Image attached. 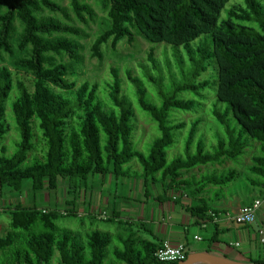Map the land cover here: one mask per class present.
Here are the masks:
<instances>
[{"label": "trees", "instance_id": "trees-1", "mask_svg": "<svg viewBox=\"0 0 264 264\" xmlns=\"http://www.w3.org/2000/svg\"><path fill=\"white\" fill-rule=\"evenodd\" d=\"M96 1L107 11L111 21V29L99 36L93 45V55L100 61L103 60L102 48L110 41L117 48L126 38L134 42L136 35L153 45L149 62L157 70L159 65L154 45L160 43L178 48L175 55L181 56V67L186 63L180 48L186 50L191 76H198V71L199 75L206 72L199 63L201 60H216L217 98L229 108L226 114L216 109L212 116L227 129L228 138H221L212 153L207 152L204 142L198 141L197 154H190L201 124V120H197L189 132L187 158L169 163L167 149L173 143L172 132L186 126L184 123L170 126L171 111L193 112L200 104L195 100L173 97L161 106L153 105L146 100L147 91L143 83L134 79L132 71L128 70L129 80L137 89L139 106L158 124L162 133L149 155L137 151L132 142L135 110L129 99L122 95L118 71H114L113 83L108 84V95L113 105L109 108L100 97L97 84L85 82L78 86L76 76L77 67L82 63L81 45L66 36L80 35V31L71 24L44 15L48 10L60 13L72 22L69 9L55 0H0V61L4 53L14 55L13 38L16 21L19 20L24 26L19 48L30 45L32 53L16 63L35 77L34 89L30 91L23 82L15 86L11 71L0 67V147L5 148L3 144L10 131L6 105L13 92L12 115L21 132L18 151L10 157L0 156V195L7 190L23 193L25 182L30 181L35 193L56 191L63 182L68 186V193L77 196L90 175L109 174L120 178L124 168L137 161L143 169L141 177L147 186L151 181L162 185L167 194L174 192L187 197L191 205L186 210L198 224L214 223V216L224 212L214 208L217 200L204 198L207 189L211 186L226 188L238 180L240 173L232 168L220 174L193 178L189 182H180L178 178L183 172L225 159L239 163L254 143H258L261 154L254 157L255 165L250 168L252 176L248 175L247 179L261 191L255 200L250 199L243 206H251L264 198V6L260 0H244L243 4L234 5L223 19L222 12L230 0ZM70 5L80 19L84 20L85 15L94 19V10L81 0H71ZM55 34L66 36L52 38ZM207 35H211L213 48H193L195 40ZM50 54L59 57L66 54L70 62L59 63ZM186 76L184 73L183 77ZM195 78H186L183 83L174 85L175 94L192 93L203 99L201 92L209 88V82L197 83ZM231 112L240 131L232 129L229 124ZM35 119L43 134L46 150L48 145L49 148L47 155L45 150L43 161L37 160L38 163L29 165ZM73 123L80 124L79 128ZM103 135L106 137L104 146ZM9 214L10 231L7 237H0V252H11L9 255L13 262L52 264L57 254L60 264H107L110 259L109 248L114 243L110 233L95 231L89 236L88 244L71 232L57 235L56 220L63 216H77L75 211H42L19 204L11 208ZM107 221L113 222L112 219ZM40 226L44 232L35 235L36 227ZM214 228L207 253H212V246L219 243L220 230L216 225ZM123 244V249L113 252L114 259L120 264H179L159 262L155 257L160 248L158 244L141 243L134 233ZM250 263L264 264V261Z\"/></svg>", "mask_w": 264, "mask_h": 264}, {"label": "rangeland", "instance_id": "rangeland-1", "mask_svg": "<svg viewBox=\"0 0 264 264\" xmlns=\"http://www.w3.org/2000/svg\"><path fill=\"white\" fill-rule=\"evenodd\" d=\"M55 1L59 5L69 9L73 21L69 22L60 13H52L48 10L45 11L44 15L57 18L63 23L71 24L80 31V35L66 36L64 34H55L52 36V38L66 36L81 45L80 55L82 63L77 67L76 76L78 86L85 82L97 84L101 92L100 97L106 102L109 108L113 107L108 95V84L113 83L115 79L114 71H118L117 74L122 80V95L129 99L135 110L136 117L132 119L134 129L132 142L137 151L146 156L149 155L155 142L161 138L162 133L158 124L139 106L136 96L137 89L129 80L127 74L128 70L132 71L134 79H139L143 83L147 91L146 100L153 105L161 106L165 100L173 97L177 99L195 100L200 104L193 112H183L178 109H173L171 111L169 119L170 126L181 123L186 124V126L184 129L172 132L173 143L171 147L167 149V160L169 163L179 158H187L186 148L189 132L192 125L197 120H201V124L197 135V142L193 145L190 154H197L198 141L204 142L207 152L212 153L221 138H228L227 129L221 126L212 116L213 111L216 109L226 114L229 108L228 104L220 103L217 98L218 64L215 59L201 60L199 63L206 68V72L203 75H199L198 71V76H191L188 68L189 58L187 57L186 50L180 48L182 49L186 63L184 67H181L179 63L181 56L177 57V55H175L178 48L166 43H160L154 45L159 65V70H157L149 62V52L153 45L143 37L136 35L134 42H129L126 38L117 48H114L112 41H110L109 44L102 48L103 60L100 61L93 55V45L99 36L111 29V21L108 18L107 11H105L96 0H81L83 4L89 5L95 12L94 19L85 15L84 20H82L72 11L70 5L71 0ZM260 2L264 6V0H260ZM243 3L244 0H230L222 12V19L227 17V11L231 7ZM23 30V24L21 21L17 20L16 32L13 38L14 55L4 53L3 59L0 61V67L8 68L11 71L15 86H17L19 82H23L30 91H33L35 77L28 69L19 67L16 63L19 62L20 59L30 57L32 53V46L30 45L26 46L24 49L19 48L18 42ZM192 46L195 49L202 47L205 48V50L213 48L211 35L200 37L192 43ZM50 55L57 58L59 63L66 64L70 62L66 54L62 57L54 54ZM184 73L185 75L187 74V79L183 77ZM150 76L155 78L156 81H153ZM193 78L197 79V83L205 80L209 82V88L201 92L204 96L203 99L192 93L175 94L174 85L183 83L185 79L192 80ZM14 97L15 92L11 94L6 105V121L10 127V131L3 144L5 148L2 149V146L0 147V156H13L18 151V144L21 141L20 128L12 115L11 104ZM228 121L232 129L240 131V127L237 124L233 112L228 116ZM73 124L76 128L80 126V124L78 125L77 123ZM33 128V150L29 154V165L38 163L37 160L43 161L49 148L48 145L46 150V144L43 140L44 137L36 119L34 120ZM105 139L106 137L103 135V146L106 144ZM260 146V144L254 143V146L241 157L239 163L225 159L219 163L200 166L195 170L183 172L178 178V181L189 182L193 178L200 179L204 175L214 173L220 174L234 168L240 173L238 180L234 184L223 189L212 186L209 187L204 198L207 200H217V203H223L221 206L224 208L238 209L244 205V202L250 199L255 200L260 194L261 189L257 186H253L247 179L248 175L252 176L250 168L255 165L253 160L254 157L261 154ZM122 174L120 178H115L109 174L105 176L90 175L88 180L83 183L82 191L79 190L77 192V196L74 193L70 194L71 196L69 199L71 201H73L75 197L77 198L78 204H76L75 210L71 209L69 207L70 205H68L69 202L66 201L69 196V189L66 184H61L60 188L56 191L35 193L32 190L30 181L25 182L23 193L11 192L10 190L3 192V195H0V208L5 206V202L8 204L6 207H8L15 201L13 207H16L18 205L17 203H22L21 206L23 207L36 206L42 211H49L54 210V204H57L58 210L60 211H65L66 209L74 210L76 214H78L77 216H63L56 220L57 235H61L65 231L71 232L81 242L88 244L89 236L93 232L100 231L103 233H110L113 235L114 243L109 248V260H115L113 252L116 249L124 248V240L130 237L132 229L137 230L142 227L138 222V218H133L131 210H139L140 213H143L144 209H146L147 213H152L157 210L159 205L158 201L155 200L156 193L162 190L164 191V188L160 184H154L151 181L148 186L145 184L141 177L143 169L137 161L126 166ZM159 177L160 175L158 178ZM253 177L256 176L253 175ZM216 196L218 197L216 198ZM63 202H65V204ZM168 204L172 207L175 206L172 202ZM114 212L120 214L121 220L116 219L113 222L106 221V219L113 217ZM2 218L8 225L10 224L11 221L5 215ZM100 219H104V221ZM119 221L121 223H119ZM146 227H148V225ZM189 229L191 248L197 250L198 248L207 247L209 245V239L215 228L214 226H210L208 230L199 231L197 227L192 226ZM9 230L7 233H0V237H7ZM42 232L44 231L42 226H40L36 227L34 234L40 235ZM198 232L202 239H204V242L193 241L192 236ZM57 257L53 260L54 262L57 261Z\"/></svg>", "mask_w": 264, "mask_h": 264}, {"label": "crops", "instance_id": "crops-1", "mask_svg": "<svg viewBox=\"0 0 264 264\" xmlns=\"http://www.w3.org/2000/svg\"><path fill=\"white\" fill-rule=\"evenodd\" d=\"M61 184H63V182ZM156 194L155 200L159 203L157 210L150 214L147 213L146 209H144L143 213H140L139 210H131L133 218H138V222L142 226L137 230L132 229L131 231V234L134 233L139 242L158 244V247L160 248L166 243L171 246L184 245L188 249V255L194 253H204L207 252V249L210 247V240L215 232V229L209 239V245L207 247L193 250L189 240V228L195 226L199 231H202L208 230L210 226L216 225L220 230V236L217 239L219 243H215L211 248L214 255L243 263H250L255 260L264 261V244L262 243L260 236V230L264 226V214L262 212L259 213L257 221L254 224L249 226H240L229 218V216H233L237 208H224L221 206L223 203L216 202L213 204L214 208L223 211L224 213H221L219 216H214V223L208 222L198 224L186 210V208L191 205V201L187 197L177 196L172 192L167 194L163 190L157 192ZM70 196L71 195L69 194L66 201L69 202V207L74 209L78 203L77 200L75 201V198L71 201L69 199ZM45 199L48 200L47 198ZM169 202L174 203L175 206L172 207L168 204ZM12 203L15 204V201ZM63 203L65 204V202ZM13 204L6 207L8 204L5 202V206L0 208V233H7L10 228V224L8 225L2 217L5 215L11 221L9 210L14 208ZM17 204L22 205V203ZM57 206V204H54V210L60 211ZM66 211L72 210L66 209L65 211L60 212L63 213ZM108 219H112L113 221L116 219L121 220V216L120 214L114 212L113 217ZM108 219H106V221ZM100 220L104 221V219ZM119 223L121 222L119 221ZM204 224H206V227H203ZM147 225L148 227H146ZM196 238H200V240ZM192 239L194 242H204V239H202L199 232L194 234ZM237 243H239L240 246H236ZM9 253L11 254L9 251L0 252V264H23L13 262ZM56 257L57 261H53L52 264H60L59 255H56ZM107 264L120 263L112 259L111 261L109 260Z\"/></svg>", "mask_w": 264, "mask_h": 264}, {"label": "built area", "instance_id": "built-area-1", "mask_svg": "<svg viewBox=\"0 0 264 264\" xmlns=\"http://www.w3.org/2000/svg\"><path fill=\"white\" fill-rule=\"evenodd\" d=\"M264 214V198L258 199L251 206H242L238 208L233 216H229L230 220L240 226H249L257 221L259 213ZM264 225V224H263ZM206 227V224L203 225ZM262 243L264 244V226L260 230ZM200 240V238H196ZM236 246H240L239 243ZM188 249L184 245L171 246L168 243L164 244L155 254L159 262H184L188 259Z\"/></svg>", "mask_w": 264, "mask_h": 264}, {"label": "water", "instance_id": "water-1", "mask_svg": "<svg viewBox=\"0 0 264 264\" xmlns=\"http://www.w3.org/2000/svg\"><path fill=\"white\" fill-rule=\"evenodd\" d=\"M179 264H252L243 263L235 260H231L225 257H220L212 253H194L189 255L188 259Z\"/></svg>", "mask_w": 264, "mask_h": 264}]
</instances>
